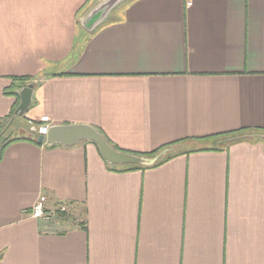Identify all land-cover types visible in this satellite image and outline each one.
<instances>
[{
    "label": "crops",
    "instance_id": "obj_1",
    "mask_svg": "<svg viewBox=\"0 0 264 264\" xmlns=\"http://www.w3.org/2000/svg\"><path fill=\"white\" fill-rule=\"evenodd\" d=\"M43 116L172 157L117 170ZM0 128V264H264V0H0Z\"/></svg>",
    "mask_w": 264,
    "mask_h": 264
},
{
    "label": "water",
    "instance_id": "obj_2",
    "mask_svg": "<svg viewBox=\"0 0 264 264\" xmlns=\"http://www.w3.org/2000/svg\"><path fill=\"white\" fill-rule=\"evenodd\" d=\"M110 2L111 1H108L106 5L110 4ZM37 83H39V81L29 83L16 91L19 104L13 113L15 117H23L31 107L32 96ZM79 142L94 143L104 161L114 166L150 167L168 152V150H162L151 157L124 153L114 149L97 130L86 125L51 126L48 128L46 135H39L37 138L38 144L61 143L63 145L72 146Z\"/></svg>",
    "mask_w": 264,
    "mask_h": 264
},
{
    "label": "trees",
    "instance_id": "obj_3",
    "mask_svg": "<svg viewBox=\"0 0 264 264\" xmlns=\"http://www.w3.org/2000/svg\"><path fill=\"white\" fill-rule=\"evenodd\" d=\"M25 79H27V78H14V81H24ZM16 88H21V86L19 85V86H15L14 88H12V90H11V95L12 96H14L15 97V99H16V103H15V105H14V109H16V107L18 106V104H19V98H18V96H17V94H16ZM13 109V110H14ZM12 110V112L10 113V115L8 116V117H13V111ZM1 130H2V128H0V134L2 133L1 132ZM33 134L35 133V132H32ZM3 136H4V134H2ZM102 136H103V134H102ZM227 138H229V139H235V138H240V137H237V136H235V134H233V133H229V134H226L225 135ZM104 137V136H103ZM104 139L106 140V142L110 145V146H112L114 149H116V150H118L115 146H113V145H111V143L104 137ZM3 140V139H2ZM2 140H1V138H0V160H1V157H2V152H3V150L5 149V147H6V145H7V143H8V139L6 140V141H4V142H2ZM165 148H167V146H164V147H162V148H159V149H157V150H155V151H152V152H148V153H143V154H136V153H130V154H135V155H139V156H145V157H151V156H154L155 154H157L158 152H160V151H162L163 149H165ZM122 152V151H121ZM124 153H127V152H124ZM129 153V152H128ZM172 157V155H165L164 157H162V158H160L154 165H152L151 167H156V166H158V165H161L162 163H164V162H166L167 160H169L170 158ZM113 167H115V168H117V170H121V171H128V170H135V169H146L145 167H139V166H113Z\"/></svg>",
    "mask_w": 264,
    "mask_h": 264
},
{
    "label": "built area",
    "instance_id": "obj_4",
    "mask_svg": "<svg viewBox=\"0 0 264 264\" xmlns=\"http://www.w3.org/2000/svg\"><path fill=\"white\" fill-rule=\"evenodd\" d=\"M189 5V4H188ZM50 120L47 116H43L39 119V124L36 129L39 135H46L48 131ZM30 124V123H29ZM46 198L40 197L37 202L33 205L31 211V217L33 219L50 220L55 214V211H47L45 208ZM64 208L60 207L57 211H63Z\"/></svg>",
    "mask_w": 264,
    "mask_h": 264
},
{
    "label": "rangeland",
    "instance_id": "obj_5",
    "mask_svg": "<svg viewBox=\"0 0 264 264\" xmlns=\"http://www.w3.org/2000/svg\"><path fill=\"white\" fill-rule=\"evenodd\" d=\"M15 125H20L22 127H27V124L25 121H19V124H15ZM23 134V133H22ZM18 135V134H17Z\"/></svg>",
    "mask_w": 264,
    "mask_h": 264
}]
</instances>
